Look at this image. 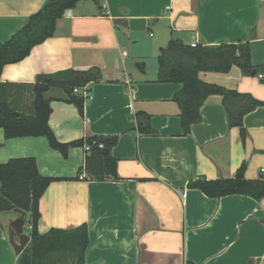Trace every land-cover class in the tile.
Wrapping results in <instances>:
<instances>
[{
    "label": "crops",
    "instance_id": "crops-1",
    "mask_svg": "<svg viewBox=\"0 0 264 264\" xmlns=\"http://www.w3.org/2000/svg\"><path fill=\"white\" fill-rule=\"evenodd\" d=\"M45 2L0 0V42ZM172 38L188 48L248 41L253 63L264 64V0H82L58 19L53 37L4 67L2 81L18 84L99 69L101 79L87 86L84 116L62 90L49 91L50 126L62 142L119 136L112 155L122 180L52 182L40 200L38 231L86 224L84 264H264V197L212 198L187 187L190 179L232 178L243 163L248 179L264 176V106L245 115L244 143L240 128L229 125L223 97L211 95L202 120L184 135L174 100L182 84L160 79L158 58ZM154 53L157 63L149 68L145 59ZM199 78L264 101L262 73L246 76L233 66L200 71ZM23 90L21 108L31 99ZM139 113L155 134L140 133ZM87 152L72 147L64 157L45 137H16L4 140L0 163L34 157L43 175L73 177ZM19 216L0 212V264H17L9 237Z\"/></svg>",
    "mask_w": 264,
    "mask_h": 264
},
{
    "label": "trees",
    "instance_id": "trees-1",
    "mask_svg": "<svg viewBox=\"0 0 264 264\" xmlns=\"http://www.w3.org/2000/svg\"><path fill=\"white\" fill-rule=\"evenodd\" d=\"M82 0H46L42 8L28 18L26 24L10 39L0 42V147L4 140L16 137H45L50 146L67 157L72 147L90 146L84 164L73 177H52L40 173L34 157L12 158L0 163V212L14 205L26 213V229L31 237L26 250L17 257V264H84L90 244L88 226L63 229L53 228L47 233L38 231L40 200L48 186L60 180L120 181L118 159L112 149L119 141L118 135L88 136L70 142L58 140L50 126L52 114L51 89L64 92V99L74 104L81 116L89 97L84 95L90 83L101 79L99 69L88 71L64 70L41 76L35 83L18 84L1 79L7 64L17 63L26 58L32 48L55 34L58 19L76 7ZM98 1V0H93ZM160 79L181 83L182 88L174 95L180 107L183 134L191 132L192 125L202 120L201 107L211 95H221L230 126L240 128L242 141L247 139L244 117L264 101L250 93L228 89L199 78L200 71L228 72L233 66L243 74L251 76L264 74V64L252 61L250 42L223 43L216 47L188 48L172 38L161 50L158 58ZM23 89H30L31 99L24 107L19 105ZM77 90V91H76ZM27 95V94H26ZM141 134H155L145 114L139 113ZM243 163L232 178H195L187 187L201 190L212 198L232 194L250 196L256 200L264 197V176L248 179ZM27 214L29 218H27ZM185 264H196L186 261Z\"/></svg>",
    "mask_w": 264,
    "mask_h": 264
},
{
    "label": "water",
    "instance_id": "water-1",
    "mask_svg": "<svg viewBox=\"0 0 264 264\" xmlns=\"http://www.w3.org/2000/svg\"><path fill=\"white\" fill-rule=\"evenodd\" d=\"M16 210L20 213V216L12 221H10V237L9 241L12 245L15 253L19 255L22 251L26 250L27 245L29 244L31 237L28 233L25 232L26 227V213L23 210L16 208L14 205H11L7 210Z\"/></svg>",
    "mask_w": 264,
    "mask_h": 264
},
{
    "label": "rangeland",
    "instance_id": "rangeland-1",
    "mask_svg": "<svg viewBox=\"0 0 264 264\" xmlns=\"http://www.w3.org/2000/svg\"><path fill=\"white\" fill-rule=\"evenodd\" d=\"M145 61L149 65V68H150V65H151V67H152V65L155 66V64L157 63L155 53L153 55H149V57L147 59H145ZM27 218H29L28 214H27ZM25 230L27 231L26 227H25ZM27 233H28V231H27Z\"/></svg>",
    "mask_w": 264,
    "mask_h": 264
},
{
    "label": "built area",
    "instance_id": "built-area-1",
    "mask_svg": "<svg viewBox=\"0 0 264 264\" xmlns=\"http://www.w3.org/2000/svg\"><path fill=\"white\" fill-rule=\"evenodd\" d=\"M192 46H193V47H196V46H197V43H196V42L193 43ZM124 54L126 55L127 53L124 52ZM76 91H77V90H76ZM84 95H85L86 97H89V96H90V94H89L88 91H85V92H84ZM85 149H86V151H90V146H89V145H86V146H85Z\"/></svg>",
    "mask_w": 264,
    "mask_h": 264
}]
</instances>
